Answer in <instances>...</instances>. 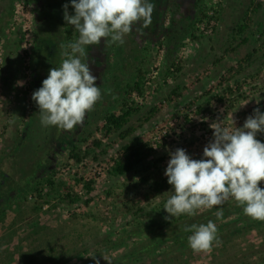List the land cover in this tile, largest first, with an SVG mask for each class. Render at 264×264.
I'll return each instance as SVG.
<instances>
[{
	"label": "rangeland",
	"instance_id": "obj_1",
	"mask_svg": "<svg viewBox=\"0 0 264 264\" xmlns=\"http://www.w3.org/2000/svg\"><path fill=\"white\" fill-rule=\"evenodd\" d=\"M149 2L155 5L149 27L142 32L134 29L124 37L122 45L101 38V44L86 47L88 55L81 59L97 76L102 97L86 114L84 123L69 132L42 126L39 109L31 97L42 86L49 69L59 67L66 58L61 48L66 46L63 31L68 25L63 19V6L68 4L69 15H74L70 0H0V207L8 208L7 225H0V242L11 241L15 233L8 248L18 242L23 247L22 251L16 247L15 260L6 264H28L30 259L40 264L51 250L70 251L100 235L109 225L130 221L128 209L137 204L146 206L140 194L149 186H138L139 179L150 176V186L154 179H167L164 172L170 152L183 148L192 159H202L204 147L213 139L210 125L219 123L234 129L244 124L255 108H264V0H205L206 16H211L217 6L222 12L217 25L207 18L199 25V31L197 20L203 14L193 0H162L161 10L158 0ZM258 3L262 7L255 11ZM245 20L250 28L244 34L236 33ZM207 23L216 26L214 33L206 30ZM73 33L78 39L79 33ZM192 33L201 36L194 40ZM160 38L163 43L157 41ZM243 38H248V42L243 43ZM168 67L174 74L166 77L163 72ZM175 68L181 70L177 72ZM140 74H145L150 82L143 95H129L130 100L144 104V108L132 119L135 131L125 142L132 139L150 144L154 153L145 165L152 166V160L161 159L157 167H140L137 173L125 177L110 176L107 170L112 155L124 143L118 137L105 139L102 149L106 155H100L102 149H91L79 165L68 160L74 143L85 152L90 142L102 137L97 129L102 126L101 115L120 111L117 101L121 102L125 87L133 85ZM3 81L8 82L9 89L1 85ZM227 87L242 97L218 104L213 97ZM176 89L178 96L172 92ZM201 104L208 110L199 113L197 106ZM154 106L159 112L143 121ZM164 129L168 130L167 135H161ZM208 132L212 138L205 139ZM95 154L100 155L99 161L93 160ZM99 163L107 168L105 174L90 179L91 170ZM50 166L58 171L55 188L60 189L64 181L79 192L82 182L78 183V178L95 181L90 205H84L89 197L84 193L75 205L63 202L56 208L35 198L30 186ZM171 191L172 187L166 189L147 209L164 203L173 194ZM50 196L53 200L59 195L53 192ZM35 206L41 208L37 213ZM161 214L164 219L170 215L166 210ZM257 235V231L248 233L245 243L259 245L262 240ZM260 235L264 239V230ZM200 256L194 264H207L204 257L211 258V254Z\"/></svg>",
	"mask_w": 264,
	"mask_h": 264
},
{
	"label": "trees",
	"instance_id": "obj_2",
	"mask_svg": "<svg viewBox=\"0 0 264 264\" xmlns=\"http://www.w3.org/2000/svg\"><path fill=\"white\" fill-rule=\"evenodd\" d=\"M193 1L197 8H199V13L203 14L197 20L196 29L198 31L201 30L199 29V25L207 18L216 21L217 25L219 14L222 12L221 7L217 6L213 10V14L208 17L205 14L206 11H204L206 9L205 0ZM161 2L162 0H158L160 10ZM260 7H262V4L258 3L255 6V11H259ZM166 10L164 11L165 16ZM195 23L196 21L192 25V28L195 27ZM215 27V25L211 26V24L207 23L206 30L214 33ZM249 28L250 26L247 20H245L244 23L238 25L235 31L236 33L244 34ZM73 31H75L73 26L65 24L63 31L64 44L67 45L76 40ZM200 36L192 33L194 40L199 39ZM248 40V38H243L241 41L246 43ZM157 41L163 43V39L161 38ZM175 66L177 67V65ZM175 70L179 72L181 68H175ZM163 73L168 77L173 75L174 71L168 67ZM7 81L10 82V80ZM148 82H150L149 78L145 74H140V77L134 81L133 85H127L121 102L120 100L117 101V103L121 104L120 111L106 112L101 115L102 126L97 129L102 133V137L90 142L85 152L80 150L74 143L69 148L67 159L73 160L79 165L85 161L91 149L92 152H97L98 149H102L105 139L118 137L124 143H121L116 148L115 154L112 155L111 164L107 170L110 176L125 177L131 173H137L140 167H144V169L157 167L161 159L152 160V166L146 167L145 165L146 161L154 153V149L150 144L132 139L125 142L135 131L134 126L131 125L132 119L142 112L144 108V104L138 105L136 102L130 100L129 95H133L134 93L143 95ZM221 82H219L220 85ZM177 90L172 91L173 95L178 96ZM234 93L230 87H227L217 92L213 100L218 104H222L226 103V101L231 103L237 100L236 97H242V95H235ZM208 102L206 100V104ZM8 109L11 108L8 107ZM207 110L204 104L197 106L199 113ZM260 110L264 112V108ZM158 112L159 110L156 106L151 107L147 112V117L143 118V121H148ZM238 127H243V124ZM256 138L264 142V133L258 134ZM82 141L86 142L87 139H82ZM106 152V150L102 149L100 155H106ZM100 155L95 154L93 160L99 161ZM55 169L50 166L47 172L36 178L35 184L30 186V191L34 197L42 203H49L51 204L50 207L56 208L62 205L63 202L75 205L81 199V193H84L89 195V197L85 198L84 205L89 206L93 201L92 193L95 192V181H84L83 178H78L77 182H82V190L79 192L70 186H66L64 181H61L60 189L59 187L55 188L56 182L54 177L58 173ZM140 185L144 187L149 186L148 191L140 194L146 206L143 207L137 204L130 209L128 207L126 215L130 216V221L111 224L100 235L85 240L78 248H73L70 251L54 253L55 251L51 250L49 255L44 256V260L40 264H95V260L92 258L93 255L96 259L100 260V264H194L201 257L200 255L205 254H211V258L204 257V262L207 264H264V239L260 238L262 237L260 233L264 230V221H256L246 216L243 206L238 205L234 199H229L222 206H214L212 209L201 208L199 210L203 209V211L199 212L200 214H196L197 210L192 216L182 214L179 217L166 220L161 213L165 211L164 205L167 200L151 209H147V207L153 206L151 203L163 195L166 189L169 190L172 187L168 184L167 179H162L161 177L154 179L152 186H150V176L148 178L147 176L141 177L138 181V186ZM259 186L264 188V181H261ZM53 192H58L59 196L52 200L50 195ZM107 195L111 196L112 193L107 192ZM221 208L223 216L218 219L215 213ZM7 209V207L0 209V225H7V217L5 216V213L8 212ZM33 209L36 213L38 210H41L40 207L37 208L36 206ZM38 217L37 224H40L41 215L38 214ZM209 220L213 221L217 227L216 236L218 237V242H213L211 251L194 252L188 245V237L192 233L185 232L183 229L192 224H207ZM252 231L259 232L257 238L262 240L259 245L245 243L247 241L245 235ZM14 234L11 236V241H14ZM3 241L1 240L0 242V263L13 262L15 260L13 251H17L16 247L22 251V244L21 242L13 244V246L11 245L12 249H10L8 246L11 241L9 239L6 243ZM21 255L24 257L23 252H21ZM28 264H36V262L30 259Z\"/></svg>",
	"mask_w": 264,
	"mask_h": 264
},
{
	"label": "clouds",
	"instance_id": "obj_3",
	"mask_svg": "<svg viewBox=\"0 0 264 264\" xmlns=\"http://www.w3.org/2000/svg\"><path fill=\"white\" fill-rule=\"evenodd\" d=\"M63 6L65 22L79 33L78 39L61 45L64 49L59 67L49 69L42 86L32 93L42 126H55L58 131H73L81 126L86 114L94 110L102 93L96 85L88 62L81 58L88 54V46L104 42L124 44V37L134 29L141 31L152 23L155 5L149 0H70ZM139 26V27H137ZM70 50V51H69ZM11 123V122H10ZM234 123V122H233ZM213 139L203 149L202 159H192L183 148L169 153L164 175L172 186V195L164 209L166 220L182 214L192 216L201 208L212 209L234 199L243 206L244 214L256 221H264V142L256 137L264 133V112L259 107L249 115L243 127L230 129L219 123L210 125ZM219 219L222 208L215 213ZM191 232L188 245L194 252L211 251L218 242L217 227L192 224L183 229ZM95 264H100L96 259Z\"/></svg>",
	"mask_w": 264,
	"mask_h": 264
},
{
	"label": "built area",
	"instance_id": "obj_4",
	"mask_svg": "<svg viewBox=\"0 0 264 264\" xmlns=\"http://www.w3.org/2000/svg\"><path fill=\"white\" fill-rule=\"evenodd\" d=\"M175 125L174 124H171V127H174ZM161 135H167L168 134V130L167 129H164V130H161ZM156 139H159L160 135H156L155 136ZM205 139H209V138H212V135L210 132L206 133V135H204ZM106 167L103 163H99L97 164L90 172V179L91 178H96V177H101L105 174L106 172Z\"/></svg>",
	"mask_w": 264,
	"mask_h": 264
},
{
	"label": "crops",
	"instance_id": "obj_5",
	"mask_svg": "<svg viewBox=\"0 0 264 264\" xmlns=\"http://www.w3.org/2000/svg\"><path fill=\"white\" fill-rule=\"evenodd\" d=\"M7 84H8L7 81H3V82L1 83V85H3V87H5V89H6V88L9 89V85H7Z\"/></svg>",
	"mask_w": 264,
	"mask_h": 264
}]
</instances>
